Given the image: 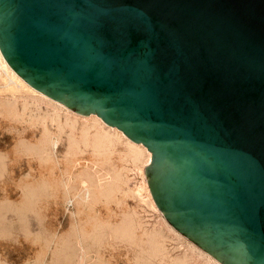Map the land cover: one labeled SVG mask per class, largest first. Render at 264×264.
<instances>
[{
	"label": "water",
	"instance_id": "obj_1",
	"mask_svg": "<svg viewBox=\"0 0 264 264\" xmlns=\"http://www.w3.org/2000/svg\"><path fill=\"white\" fill-rule=\"evenodd\" d=\"M0 51L151 151L178 231L222 264H264V0H0Z\"/></svg>",
	"mask_w": 264,
	"mask_h": 264
},
{
	"label": "rangeland",
	"instance_id": "obj_2",
	"mask_svg": "<svg viewBox=\"0 0 264 264\" xmlns=\"http://www.w3.org/2000/svg\"><path fill=\"white\" fill-rule=\"evenodd\" d=\"M4 84L0 264H215L148 201L145 155L96 154L80 119Z\"/></svg>",
	"mask_w": 264,
	"mask_h": 264
},
{
	"label": "bare ground",
	"instance_id": "obj_3",
	"mask_svg": "<svg viewBox=\"0 0 264 264\" xmlns=\"http://www.w3.org/2000/svg\"><path fill=\"white\" fill-rule=\"evenodd\" d=\"M0 78L5 82L4 86L7 89L11 88V93L17 92L19 89L26 91L30 94H33L35 97L43 99L47 104L53 106L58 110L64 111L68 116L73 117L74 119H80L81 123L84 126L81 127V132L83 135L91 134V142L94 143L93 151L96 154H99L101 146L104 147V150H122L126 154L135 156L136 158H140L142 155L146 156V164L147 165L151 161V151L147 149V147L142 142H135L131 138H129L123 131L117 128L115 125H110L106 123L100 116L96 113H89L87 115L78 113L63 102L54 99L44 92L38 90L29 84L24 78H22L6 61L3 54L0 51ZM79 120V121H80ZM87 141V140H86ZM146 184V183H145ZM147 195L148 201L153 206L154 209H157L154 203V199L147 187ZM138 193V191H137ZM140 193V191H139ZM164 217V216H163ZM165 223V221H164ZM168 224V223H167ZM178 237L183 238L188 245L196 250L199 254L206 257L209 261L215 264H222L215 257H213L210 253L206 252L198 245L194 244L192 241L186 239L182 233L178 230L170 228Z\"/></svg>",
	"mask_w": 264,
	"mask_h": 264
}]
</instances>
